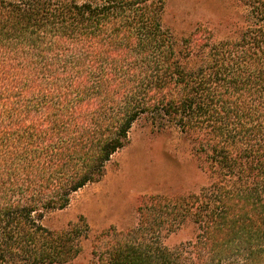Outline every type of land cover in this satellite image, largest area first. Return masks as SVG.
<instances>
[{
  "label": "trees",
  "instance_id": "obj_1",
  "mask_svg": "<svg viewBox=\"0 0 264 264\" xmlns=\"http://www.w3.org/2000/svg\"><path fill=\"white\" fill-rule=\"evenodd\" d=\"M238 2L224 35L198 24L177 43L166 0H0V264L79 255L86 217L44 218L104 176L141 118L186 133L207 181L142 197L98 263L264 264V0Z\"/></svg>",
  "mask_w": 264,
  "mask_h": 264
},
{
  "label": "rangeland",
  "instance_id": "obj_2",
  "mask_svg": "<svg viewBox=\"0 0 264 264\" xmlns=\"http://www.w3.org/2000/svg\"><path fill=\"white\" fill-rule=\"evenodd\" d=\"M243 12L238 0H166L163 24L179 43L198 24L214 28L222 36L229 31L227 22ZM194 146L192 139L177 127L154 125L144 118L137 120L130 129L128 143L108 161L104 176L75 192L65 208L44 218V224L51 229L66 228L81 215L89 224L79 255L56 264H99L93 251L101 234L112 226L124 229L135 225L137 207L145 195L198 191L207 177ZM192 232V225L186 222L163 240L173 247L187 240Z\"/></svg>",
  "mask_w": 264,
  "mask_h": 264
}]
</instances>
